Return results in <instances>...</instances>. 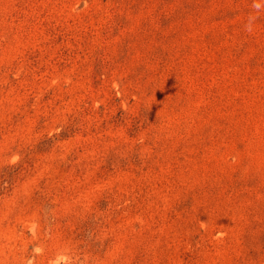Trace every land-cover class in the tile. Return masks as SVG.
Returning <instances> with one entry per match:
<instances>
[{"label":"rangeland","instance_id":"rangeland-1","mask_svg":"<svg viewBox=\"0 0 264 264\" xmlns=\"http://www.w3.org/2000/svg\"><path fill=\"white\" fill-rule=\"evenodd\" d=\"M0 264H264V0H0Z\"/></svg>","mask_w":264,"mask_h":264}]
</instances>
